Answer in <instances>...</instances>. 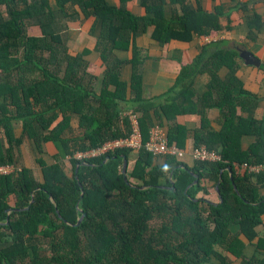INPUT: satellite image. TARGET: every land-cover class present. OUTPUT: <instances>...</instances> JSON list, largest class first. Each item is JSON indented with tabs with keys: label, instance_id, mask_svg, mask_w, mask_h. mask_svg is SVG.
<instances>
[{
	"label": "trees",
	"instance_id": "obj_1",
	"mask_svg": "<svg viewBox=\"0 0 264 264\" xmlns=\"http://www.w3.org/2000/svg\"><path fill=\"white\" fill-rule=\"evenodd\" d=\"M119 1L115 7L106 0H56L64 19L71 5L100 21L95 50L104 70L94 76L86 71L87 49L69 53L61 34L65 26L48 0H0V167L14 168L0 175V264H232V258L239 264H264V238L257 232L264 222V169L237 173L243 164L264 165V117L237 113L238 107L258 106V97L236 74L238 52L224 49V42L203 45L166 93L149 99L138 94L143 57L136 38L150 27L159 44L206 37L221 30L222 10L208 13L177 0L182 15L168 21L161 0H141L146 12L141 17L126 10L129 0ZM262 24L260 16H253L249 36L255 39L253 30ZM33 26L40 36L28 33ZM129 50L130 58L124 56ZM126 64L132 67L129 84L120 79ZM223 66L230 69L225 79L219 75ZM204 73L210 75L207 91L196 97L194 78ZM208 107L220 109V131L207 129ZM129 111L138 114L143 141L164 119L200 114L192 145L215 149L221 160L188 165L164 155L155 162L142 147L136 150V166L124 174L122 158H128L130 148L75 157L128 136ZM74 117L77 133H72ZM187 132L174 122L166 134L184 149ZM244 134L256 137L246 150L240 143ZM25 140L35 155L48 141L56 148L52 163L35 158L41 180L20 165ZM193 173L198 176L194 184ZM217 184L221 200L214 202L205 196L208 186ZM248 245L255 248L251 257L245 254Z\"/></svg>",
	"mask_w": 264,
	"mask_h": 264
},
{
	"label": "crops",
	"instance_id": "obj_2",
	"mask_svg": "<svg viewBox=\"0 0 264 264\" xmlns=\"http://www.w3.org/2000/svg\"><path fill=\"white\" fill-rule=\"evenodd\" d=\"M164 18L168 21L178 18L182 15L181 6L177 0H161ZM192 3V6H199L201 10L208 13H215L217 8H220L223 15L220 17L221 30L213 32L206 37L194 36L190 42H183L178 40H171L166 44H159L152 40L151 33L153 28L150 27L147 31L139 35L135 43L140 48L141 56L143 57L140 74H141V88L138 92L139 96L144 99L161 96L166 93L175 83L178 73L183 65L189 64L200 52L203 45L212 42H224L222 45L224 49H234L238 52L237 61L239 67L237 69V76L242 80L244 87L254 93L258 97V106L249 107L247 110L237 108L239 116L247 118L262 119L264 117V0H186ZM109 6H120L119 0H106ZM48 5L51 11L56 14L59 19V25L65 26L61 30L62 38L68 48L70 54L75 55L87 49L89 52L84 55V59L88 62L86 71L94 76H101L104 66L101 64L100 53L95 50L97 37L100 32V21L95 22L93 17L86 18L77 6H66V14L69 19H64L62 14H58V7L56 0H48ZM124 7L134 16H145V9L141 6V0H129ZM243 8H245L243 10ZM4 9V8H2ZM260 16L262 20V27L257 31L253 30L254 38L250 37L249 21L253 16ZM94 26V32L90 30ZM28 33L33 36H40L38 27H30ZM244 51H249L255 58L260 60L259 65L247 62L243 58ZM120 56L123 53L117 52ZM126 54V53H125ZM131 50L127 52L128 58L131 57ZM230 69L223 66L219 75L225 79ZM132 76V67L130 64L124 65L120 73V79L130 83ZM209 74H198L194 78L193 88L196 97H200L207 91V84H209ZM94 86L98 88V81H94ZM127 96H130L128 90ZM163 101V98H161ZM124 114V113H123ZM205 116L208 120L207 129L210 131H220L222 129L220 109L217 107H208L205 110ZM177 122L187 129V136L185 139V148L190 150L193 147V133L201 125V116L197 113L179 114L174 120L164 119L162 128L167 131L168 123ZM72 133L79 132L77 119L74 117L71 120ZM20 132V128L17 129ZM256 137L252 134H244L241 137L240 143L243 149H248ZM56 152V148L51 141L43 144V151L40 154L34 155L42 157L47 163L54 162L52 154ZM137 151L129 152L127 158L126 170L130 172L136 166ZM155 162H162V156H154ZM188 165L193 164L192 157L187 154L182 159ZM35 161V159H34ZM66 164V172L69 174L68 166ZM257 169L253 170L245 164L237 166V173L240 175L248 171L259 172L264 169V165H257ZM12 167V166H11ZM28 168V167H27ZM31 169V167H29ZM14 169V168H13ZM18 169V168H17ZM34 176H36L34 174ZM41 180V177L37 178ZM256 181V177L253 178ZM210 185V183H209ZM218 185V184H217ZM209 193L205 197L214 202L221 200L220 193L216 191L215 186H208ZM264 191V189H262ZM10 209L13 207V197L9 201ZM260 237L264 238V222L257 228ZM245 254L249 257L255 254V248L248 245ZM240 260L232 258V264H239Z\"/></svg>",
	"mask_w": 264,
	"mask_h": 264
},
{
	"label": "built area",
	"instance_id": "obj_3",
	"mask_svg": "<svg viewBox=\"0 0 264 264\" xmlns=\"http://www.w3.org/2000/svg\"><path fill=\"white\" fill-rule=\"evenodd\" d=\"M130 122V133L126 137L115 138L105 141L100 147L92 148L87 151H78L75 157L83 159L102 154L106 151H114L117 148H130L138 150L144 148L153 156L172 155L179 159H184L189 154L193 160L199 161H218L221 160V154L215 149H208L205 145L192 147L189 151L178 147L174 143H170L167 138L166 131L162 126L155 125L149 131L148 138L143 141L140 132L138 114L131 111L125 113ZM247 165V164H245ZM249 166V165H247ZM253 170L257 169V165H251ZM13 172V167H0V175H7Z\"/></svg>",
	"mask_w": 264,
	"mask_h": 264
},
{
	"label": "rangeland",
	"instance_id": "obj_4",
	"mask_svg": "<svg viewBox=\"0 0 264 264\" xmlns=\"http://www.w3.org/2000/svg\"><path fill=\"white\" fill-rule=\"evenodd\" d=\"M21 163L20 165L23 167H31L33 173L36 175V178L40 177V171H39V167L36 161H34V155L35 152L31 146V143L29 142V140H25V143H23L21 145ZM68 166V165H67ZM20 168V166H18ZM69 166H68V171H69ZM70 174V171H69Z\"/></svg>",
	"mask_w": 264,
	"mask_h": 264
},
{
	"label": "water",
	"instance_id": "obj_5",
	"mask_svg": "<svg viewBox=\"0 0 264 264\" xmlns=\"http://www.w3.org/2000/svg\"><path fill=\"white\" fill-rule=\"evenodd\" d=\"M242 56H243V58H245L247 60V62H250V63L255 64V65H259L260 64V60L255 58L253 56V54L251 52H249V51H244ZM126 166H127V157L123 156V158H122V172L124 174L126 172ZM75 171H77V167H76ZM193 175H194V181L192 182V184H194V183H196L198 181L197 174L193 173ZM215 189H217L216 191H218L220 193L219 184L217 186H215ZM11 210L12 209H8V213H10ZM83 217H84V214H82L81 217L78 219V222H77L76 225H79L81 223Z\"/></svg>",
	"mask_w": 264,
	"mask_h": 264
}]
</instances>
